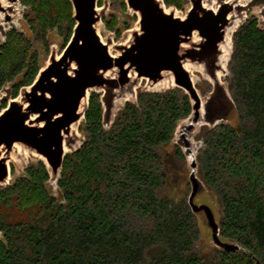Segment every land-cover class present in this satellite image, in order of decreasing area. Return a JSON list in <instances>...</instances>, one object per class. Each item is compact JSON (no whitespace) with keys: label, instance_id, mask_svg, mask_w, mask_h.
<instances>
[{"label":"trees","instance_id":"1","mask_svg":"<svg viewBox=\"0 0 264 264\" xmlns=\"http://www.w3.org/2000/svg\"><path fill=\"white\" fill-rule=\"evenodd\" d=\"M162 1L177 10L188 3ZM20 3L34 40L39 35L48 46L50 31L71 37L69 0ZM232 45L227 67L235 118L201 129L196 162L218 205L219 236L240 250L197 254L199 227L187 198L159 193L167 174L158 148L191 113L188 95L174 87L138 90L108 127L100 93H90L80 123L83 141L65 155L56 181L59 196L47 188L42 160L0 186V264H264V27L257 16L236 29ZM38 59L29 36L6 31L0 88L10 84L16 97L38 74ZM174 153L184 158L177 146Z\"/></svg>","mask_w":264,"mask_h":264},{"label":"water","instance_id":"2","mask_svg":"<svg viewBox=\"0 0 264 264\" xmlns=\"http://www.w3.org/2000/svg\"><path fill=\"white\" fill-rule=\"evenodd\" d=\"M69 1L75 25L62 54H51L32 83L20 88L19 99H10L0 113V186L10 183L9 161L19 144L40 157L49 179L57 181L65 155L81 145L72 147L73 126L84 119L91 92L122 91L138 79H146L152 86L167 79L182 89L191 103L190 115L178 125L188 120L184 130L191 131L197 125L213 122L202 112V101L188 65L202 67L210 79L216 80L218 71L223 69L225 52L229 49L231 55L233 50L232 35L247 18L237 24L240 5L224 0H219L216 9L205 6L203 0H188L190 5L182 17L174 14L175 7L167 9L162 0H124L126 8L137 16V28L131 31L127 44L117 46L118 54L110 55L97 31L101 21L98 0ZM10 10L0 1V13ZM9 19L5 16L6 21ZM229 59L230 56L226 65ZM112 71L115 75L110 76ZM229 98L232 102L230 93ZM100 100L103 104L102 97ZM135 100L136 97L132 102ZM104 112L103 109V124L108 127L113 119ZM181 136L190 153L191 188L187 203L195 215H203L216 248L237 252L241 249L237 243L219 236L211 203L193 202L203 190L196 176L197 154L192 155L188 139Z\"/></svg>","mask_w":264,"mask_h":264},{"label":"rangeland","instance_id":"3","mask_svg":"<svg viewBox=\"0 0 264 264\" xmlns=\"http://www.w3.org/2000/svg\"><path fill=\"white\" fill-rule=\"evenodd\" d=\"M4 8L10 7L12 10L0 13V44L3 42L4 33L11 28H15L18 31L25 33L32 40V49L37 53L39 57L40 68L44 67L51 57V54L58 57L62 54L65 44L68 40H64V37L59 36L56 32L50 31L47 36V45L40 40V36L36 35L35 40L31 37L29 29L24 21L23 14L26 11V7L20 3V0L11 2L9 0H0ZM120 0H106L102 6H98V10L101 14V21L98 23L97 31L100 35V39L107 44V49L110 55H117L118 45L127 44L130 39V33L137 28V16L133 15L127 8L122 10L120 8ZM227 2H233L235 5H240V12L236 15V23L241 22L249 15H255L258 17L260 24L264 26V0H224ZM203 4L207 7L216 9L219 0H203ZM187 3L182 10L174 9L176 16H184L186 9L189 7ZM167 8V7H166ZM167 9H172L168 7ZM10 17V21L5 20V16ZM117 20V25L113 18ZM106 23V24H105ZM114 27V28H112ZM230 56L229 49L225 52L223 60V69L218 71L216 80H212L204 72L202 67L197 65H188V69L192 73V81L196 87L198 94L202 101V112L207 113L208 117L214 119L213 122L195 126L191 131H185L184 127L187 125L188 120L182 121L176 128L175 136L171 142L158 148V153L161 160L164 163L165 172L167 174V180L163 188L160 190V194L171 198H183L186 199L190 192V153L186 152L184 147L183 136L188 139L191 145L192 155H196L198 150L202 146L201 129L204 126H212L213 123L231 122L235 118V112L233 104L229 98L228 91V65L226 61ZM110 76L115 75L112 71ZM174 87V84L164 79L159 85L152 86L146 79H138L132 82L130 85L122 91L114 90L112 92L105 93L104 90H100V97L103 101V109L105 115H109L110 119H115L120 112L123 104L126 101H133L138 90L148 91H164ZM20 92L16 96L19 99ZM10 93V84H7L4 88H0V113L7 107L10 99L12 100ZM205 109V110H204ZM214 117V118H213ZM81 123V122H80ZM78 123L73 126L72 132V147H77L81 144L83 135L81 129L83 126ZM179 147L184 158H178L174 151ZM9 161V168L12 173L10 175V182L23 173L24 168L32 162L40 160L36 154L31 153L22 145H17L11 154ZM196 176L201 184V190L193 199L196 204H209L211 203L216 222L218 218V205L216 199L211 190L206 187L201 180L200 175L196 172ZM48 190L56 197L59 196V191L56 187V181L52 178L47 182ZM196 220L199 227V239L194 245V251L199 255L209 254L216 247L211 242L210 230L205 222V219L201 213L196 214Z\"/></svg>","mask_w":264,"mask_h":264},{"label":"bare ground","instance_id":"4","mask_svg":"<svg viewBox=\"0 0 264 264\" xmlns=\"http://www.w3.org/2000/svg\"><path fill=\"white\" fill-rule=\"evenodd\" d=\"M172 82V81H171ZM160 83H158L157 85H159Z\"/></svg>","mask_w":264,"mask_h":264}]
</instances>
